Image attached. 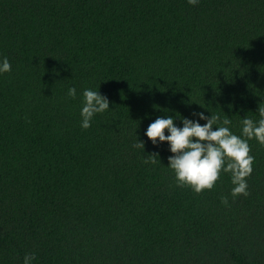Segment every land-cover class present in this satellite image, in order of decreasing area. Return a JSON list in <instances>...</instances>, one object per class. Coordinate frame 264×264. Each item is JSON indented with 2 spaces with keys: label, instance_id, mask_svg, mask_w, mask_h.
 <instances>
[{
  "label": "trees",
  "instance_id": "16d2710c",
  "mask_svg": "<svg viewBox=\"0 0 264 264\" xmlns=\"http://www.w3.org/2000/svg\"><path fill=\"white\" fill-rule=\"evenodd\" d=\"M3 57L0 264H264V144L248 141V194L233 197L230 173L177 185L167 142L145 135L194 111L237 135L259 119L264 0H0ZM85 88L110 104L87 129Z\"/></svg>",
  "mask_w": 264,
  "mask_h": 264
},
{
  "label": "clouds",
  "instance_id": "9594fccd",
  "mask_svg": "<svg viewBox=\"0 0 264 264\" xmlns=\"http://www.w3.org/2000/svg\"><path fill=\"white\" fill-rule=\"evenodd\" d=\"M198 2L199 0H188L192 5ZM9 71L11 63L7 57H3L0 59V74ZM67 95L75 98L77 89L69 87ZM109 108V100L105 95L92 88L83 89L81 127L89 128L94 116ZM257 112L258 120L243 117L240 135L231 130L232 120L228 116L221 119L219 114L212 113L209 116L204 111H194L193 118L181 117V126L174 123L175 117L172 115L159 116L148 125L145 135L154 145L167 142L168 150L172 153L168 156L167 166L173 171L177 185L189 186L199 193L213 188L221 172H224L230 173L232 196L247 195L246 177L251 175L254 161L248 141L255 138L260 144H264V106L260 104ZM136 146L144 149V141L138 139ZM156 155L159 154H150L145 163L155 164ZM221 200L228 203L227 197H221ZM35 259L34 253H26L23 264H34Z\"/></svg>",
  "mask_w": 264,
  "mask_h": 264
}]
</instances>
